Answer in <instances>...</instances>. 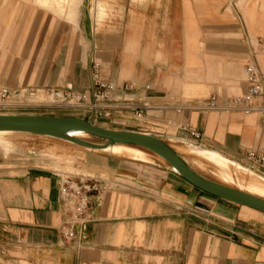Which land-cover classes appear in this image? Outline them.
I'll list each match as a JSON object with an SVG mask.
<instances>
[{
    "label": "crops",
    "instance_id": "crops-1",
    "mask_svg": "<svg viewBox=\"0 0 264 264\" xmlns=\"http://www.w3.org/2000/svg\"><path fill=\"white\" fill-rule=\"evenodd\" d=\"M57 1L0 0V85L84 90L94 57L108 81L135 83L116 93L110 114L95 124L154 135L193 170L173 144L214 151L264 175L263 166L246 158L249 150L264 154V111L173 108L243 94L247 61L264 86V0H236L240 25L231 0H171L167 15H159L158 4L168 0H146L140 10L131 6L122 31L103 26L108 1L92 0L88 37L86 17L79 21L84 0L62 1L63 11ZM144 103L138 118L135 108ZM252 103L264 105V92ZM176 125L197 130L200 138L176 139ZM92 151L84 160L92 174L66 175L100 176L113 186L91 203L81 245L64 240L58 229L57 174L0 160V264H264L263 212L199 189L156 158Z\"/></svg>",
    "mask_w": 264,
    "mask_h": 264
},
{
    "label": "built area",
    "instance_id": "built-area-1",
    "mask_svg": "<svg viewBox=\"0 0 264 264\" xmlns=\"http://www.w3.org/2000/svg\"><path fill=\"white\" fill-rule=\"evenodd\" d=\"M264 52V48L262 49ZM90 85L87 89H67L58 91L56 89H36L34 87H9L0 85V115L4 114H27V110L51 112L64 111L76 113L78 117L91 123L100 117H107L112 107L116 93H125L135 88L134 82H123L115 84L102 76L100 62L91 57L89 59ZM246 90L241 95L227 97L220 101L217 96L197 101H185L173 106L176 112L188 110H219L225 112L240 111L250 113L253 111H264V105H254V97L264 92V86L260 79L258 68L252 61H247L243 67ZM40 95L47 98L38 100ZM136 107V116H143L142 107ZM174 137L182 140L185 137L199 139L200 133L187 125H176ZM246 158L252 165L264 167V154L255 150H249ZM59 183V209L61 220L58 225L62 237L67 241H74L81 245L84 231L89 221L91 203L100 202L104 193L111 189L113 181L108 178L85 176L76 179L69 175L57 174Z\"/></svg>",
    "mask_w": 264,
    "mask_h": 264
},
{
    "label": "water",
    "instance_id": "water-1",
    "mask_svg": "<svg viewBox=\"0 0 264 264\" xmlns=\"http://www.w3.org/2000/svg\"><path fill=\"white\" fill-rule=\"evenodd\" d=\"M85 22L86 28L90 31L87 15ZM0 130L48 135L67 139L76 144L92 148H104L114 143L135 145L161 156L166 163L172 165L185 180L199 189L229 202L245 205L264 213V198L199 174L164 141L146 132L103 127L78 116L32 113L0 115ZM77 130L101 137L105 139V142H90L70 134L72 131Z\"/></svg>",
    "mask_w": 264,
    "mask_h": 264
},
{
    "label": "rangeland",
    "instance_id": "rangeland-1",
    "mask_svg": "<svg viewBox=\"0 0 264 264\" xmlns=\"http://www.w3.org/2000/svg\"><path fill=\"white\" fill-rule=\"evenodd\" d=\"M91 1L92 0H84V2L79 6V16H80L79 21L82 22L81 18L83 19L86 17L87 9L92 6ZM106 1H108L110 9L108 12L109 15L105 19L103 26L108 24L115 26L116 27L115 29L117 31L123 30L127 13L130 12V9L132 7H134V9L136 10L137 9L140 10L142 7H145L146 5V0H106ZM230 4L236 16L235 21H237L240 25L241 19L237 17L238 8L236 7V0H231ZM158 5H160L159 8L161 9L159 15H162L163 13L167 15L170 12L172 1L171 0L164 2L161 1ZM128 8L129 11L128 10L126 11V9ZM159 20H161V18H159ZM85 26H86V22H85ZM100 29L101 31H104L102 30L103 27H101ZM85 32H86L85 35L87 37L91 36L89 29L86 28ZM36 111H37L36 109L27 110V112H36ZM60 112H64V111H60ZM97 125L107 127L106 124L105 125L97 124ZM80 138L96 143L105 142V139L90 134ZM173 145L176 149L182 151V154L186 157V159L188 158V154H189L190 155L189 158L197 167L203 169L205 167H214L212 163L207 161L202 163L201 165L196 164L194 161V158L196 157V153L193 150H191L192 149L191 146H189L190 149L189 147H185L184 149L185 151H183L182 149L177 148L176 144ZM49 149H51V151H48ZM52 150L53 153L51 154ZM91 152H93L91 149H87L85 147L83 148L82 146L80 147L70 142L62 141L60 139H56L48 136L26 134V133L0 134V160L5 159V160H10L11 162L14 161V162L27 163L31 165H37L40 167L50 169L56 174H62V175L69 174V175H73L74 177L82 174L84 175L92 174V172H89V170H87L86 167L84 166L85 156L87 155V153H91ZM53 154H59V157H55ZM150 158L151 159L156 158L161 163L167 165L165 161H162L160 158L156 157L153 154L150 156ZM188 162L200 174L216 181L217 179L220 180L218 177H216L213 168L204 171L197 168L194 164L191 163V161L188 160ZM220 182L224 184H228L235 188H240V186L238 187L237 184L227 183L221 180Z\"/></svg>",
    "mask_w": 264,
    "mask_h": 264
},
{
    "label": "bare ground",
    "instance_id": "bare-ground-1",
    "mask_svg": "<svg viewBox=\"0 0 264 264\" xmlns=\"http://www.w3.org/2000/svg\"><path fill=\"white\" fill-rule=\"evenodd\" d=\"M62 1L64 2V0L57 1V4H58L57 7H59L60 11H63L64 6H66V5L63 6ZM74 1L75 0H71L72 3ZM40 3L47 5L46 2H40ZM55 3H56V1H55ZM10 133L12 134V133H26V132L11 131V130H0V134H10ZM26 134H31V133H26ZM70 134L74 137H77V138L84 137V136L88 135V133L83 132V131H79V130L72 131ZM34 135H37V134H34ZM41 136H48V135H41ZM48 137H52V136H48ZM52 138L60 139L62 141H67V142H70L74 145L82 146V147H85V148L91 149V150L109 151V152L120 154V155H129V156L140 158L143 160H149L150 159L147 152H145L144 150L130 146L128 144H124V143H114V144H110L104 148H92V147L76 144V143H74L70 140H67V139H62V138H57V137H52ZM191 148H192L191 150H193L196 153V157L194 158V161L196 164L201 165L202 163L207 161V162L212 163V165H214V167H205L204 169L197 167L192 162V160L189 158L190 155L188 154L187 160L191 161V163L194 164L197 168L204 170V171L209 170L210 168H213V171L215 172L216 177H218L221 181L227 182V183L237 184L238 187L240 186L241 190L264 198V175L263 174H260L259 172H256L253 169H250L248 167L246 168L245 166H241L238 163L236 164L235 162L228 161V159H226L225 157H223L222 155H220L214 151H210V150L203 149V148L200 149V148H196V147H192V146H191ZM189 149H190V147H189ZM187 150H188V148H187ZM149 152H151V151H149ZM151 153H153V152H151ZM153 154L158 156L159 158H161L163 161H165L161 156L157 155L156 153H153ZM168 165L171 169H173L174 171H177L172 165H170V164H168ZM247 176H249V177H247Z\"/></svg>",
    "mask_w": 264,
    "mask_h": 264
}]
</instances>
